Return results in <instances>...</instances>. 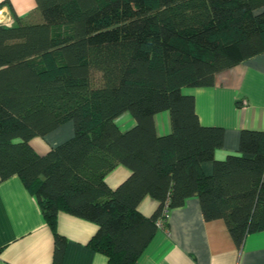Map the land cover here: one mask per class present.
Here are the masks:
<instances>
[{
  "label": "trees",
  "instance_id": "16d2710c",
  "mask_svg": "<svg viewBox=\"0 0 264 264\" xmlns=\"http://www.w3.org/2000/svg\"><path fill=\"white\" fill-rule=\"evenodd\" d=\"M264 0H36L37 19L0 23V178L18 175L54 234L64 210L97 224L89 246L131 264L165 209L196 196L238 248L264 230V130L242 128L235 153L215 159L225 129L202 125L192 94L215 74L264 52ZM167 110L170 132L154 115ZM134 124L121 129L116 118ZM72 121L43 154L29 140ZM212 162L206 174L201 164ZM130 169L115 188L105 175ZM150 195V216L137 210ZM166 225V224H165Z\"/></svg>",
  "mask_w": 264,
  "mask_h": 264
},
{
  "label": "crops",
  "instance_id": "0c3cea01",
  "mask_svg": "<svg viewBox=\"0 0 264 264\" xmlns=\"http://www.w3.org/2000/svg\"><path fill=\"white\" fill-rule=\"evenodd\" d=\"M256 11L264 12V5ZM8 16L12 23L16 16L37 19L36 0H0V19ZM182 91L194 96L202 125L225 129L223 145L215 150V159L237 151L242 128L264 130V52L217 72L211 86L183 87ZM118 117L121 129L135 122L128 114ZM154 122L158 134L170 132L167 110L157 112ZM73 132L70 122L44 136L32 137L29 143L43 154ZM201 167L210 174L213 165L206 161ZM130 172L127 166L117 164L105 175V182L115 188ZM157 205L155 198L145 195L137 210L150 216ZM97 228L92 221L64 210L57 212L56 230L66 239L63 264H111L104 253L88 244ZM53 252L54 234L35 196L18 175L0 178V264H53ZM131 264H264V230L248 233L238 248L225 221L205 220L198 197L191 196L183 205L170 210L166 225L157 228Z\"/></svg>",
  "mask_w": 264,
  "mask_h": 264
},
{
  "label": "built area",
  "instance_id": "2783aa9c",
  "mask_svg": "<svg viewBox=\"0 0 264 264\" xmlns=\"http://www.w3.org/2000/svg\"><path fill=\"white\" fill-rule=\"evenodd\" d=\"M0 22L1 23H11L12 20H11V18L9 16L6 19L3 18V17H1ZM169 214H170V211L169 210L165 209L163 211L161 217H159L157 219V221H156L158 228L165 226V224L167 223V220L169 218Z\"/></svg>",
  "mask_w": 264,
  "mask_h": 264
},
{
  "label": "rangeland",
  "instance_id": "374dc122",
  "mask_svg": "<svg viewBox=\"0 0 264 264\" xmlns=\"http://www.w3.org/2000/svg\"><path fill=\"white\" fill-rule=\"evenodd\" d=\"M123 114H128V115L130 116V114L127 113V112H125V113H123ZM123 114H122V115H123ZM70 122L72 123V121H67V122H65V123H63V124L70 123ZM116 122H117L118 125H120V124L118 123V122H119V117L116 118ZM63 124H61V125H63ZM61 125H60V126H61ZM72 125H73V123H72ZM58 127H59V126H58ZM58 127H57V128H58ZM55 129H56V128H55ZM55 129H53V130H55ZM53 130H52V131H53Z\"/></svg>",
  "mask_w": 264,
  "mask_h": 264
}]
</instances>
